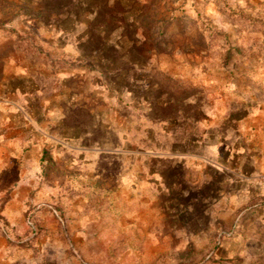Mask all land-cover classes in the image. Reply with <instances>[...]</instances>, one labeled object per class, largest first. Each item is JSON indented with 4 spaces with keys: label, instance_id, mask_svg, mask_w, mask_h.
Returning a JSON list of instances; mask_svg holds the SVG:
<instances>
[{
    "label": "rangeland",
    "instance_id": "obj_1",
    "mask_svg": "<svg viewBox=\"0 0 264 264\" xmlns=\"http://www.w3.org/2000/svg\"><path fill=\"white\" fill-rule=\"evenodd\" d=\"M0 264H264V0H0Z\"/></svg>",
    "mask_w": 264,
    "mask_h": 264
}]
</instances>
